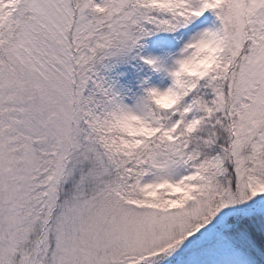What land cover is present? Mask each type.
I'll list each match as a JSON object with an SVG mask.
<instances>
[{
	"label": "snow or ice",
	"instance_id": "6c2138e0",
	"mask_svg": "<svg viewBox=\"0 0 264 264\" xmlns=\"http://www.w3.org/2000/svg\"><path fill=\"white\" fill-rule=\"evenodd\" d=\"M0 264H264V0H0Z\"/></svg>",
	"mask_w": 264,
	"mask_h": 264
}]
</instances>
